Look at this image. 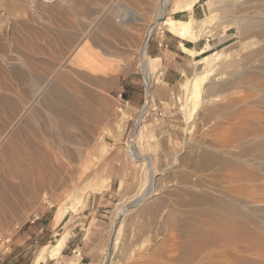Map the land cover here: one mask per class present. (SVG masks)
<instances>
[{
  "label": "bare ground",
  "instance_id": "6f19581e",
  "mask_svg": "<svg viewBox=\"0 0 264 264\" xmlns=\"http://www.w3.org/2000/svg\"><path fill=\"white\" fill-rule=\"evenodd\" d=\"M139 1L0 0V131L11 125L0 139L2 220L21 211L12 203L18 195L25 207H32L30 203L37 194L47 200L42 189L64 188L66 192L72 186L77 190L90 177L85 164L88 148L95 137L101 139V131L105 132L112 105L106 94L105 98L100 91L91 92L96 90H91L86 82L98 79L103 70L111 67L120 44L126 46V52L138 47V61L147 89L146 102L136 118L138 125L152 100L145 46L154 26L160 24L190 40L213 34L215 19L211 11L200 19L180 20L172 16L176 11L190 9L198 0H177L180 3L172 6L169 0H145L143 11L137 9V4L142 3ZM237 2L240 14L244 13L241 17L238 14L243 36L239 44L231 51L215 53V62L207 52L196 62L190 60L196 67L192 66L185 74L187 79L182 86L186 96L180 104L185 110L180 138L185 141L180 142L178 150L176 147V153L179 152V164L191 168L179 171L177 167L171 168L178 171L181 181L159 191L162 195L155 193V167L151 170V159L136 151L132 136L128 153L133 162L147 166L148 179L127 202L118 205L114 217L121 220L141 202L138 212H149L153 205L164 200L145 202L155 194L168 202L172 196L182 194L195 213L192 220L181 226L182 240L169 242L167 248L165 242L155 243L148 251L139 253L134 264H249L245 252L257 247L264 252V0ZM72 17L77 22L72 23ZM209 46L206 43L199 52L184 50L194 56ZM119 111L115 125L121 131L125 114ZM206 128L215 137L225 129L236 143L215 147L203 141L205 134L194 137L195 133L206 132L202 131ZM191 131L196 139L190 140ZM193 172L196 175L195 178L191 175V180L188 176ZM104 187L101 182L91 185L92 191ZM67 196L64 205L55 212L54 225L60 224L70 210H75L82 192ZM191 208L186 210L189 212ZM169 218L174 221V214L169 213ZM116 223L113 231L118 234L121 222ZM117 234L115 237L113 232L114 237L103 248L105 263L109 250L117 243ZM66 235L42 247L34 263L58 255ZM260 249L257 251L261 252Z\"/></svg>",
  "mask_w": 264,
  "mask_h": 264
},
{
  "label": "rangeland",
  "instance_id": "374dc122",
  "mask_svg": "<svg viewBox=\"0 0 264 264\" xmlns=\"http://www.w3.org/2000/svg\"><path fill=\"white\" fill-rule=\"evenodd\" d=\"M144 1L145 0H140L138 3L141 2L142 3L137 4V9H139L140 11L145 10L143 3H145L146 1L145 2ZM169 1H170V6H172L176 2L180 3V1L177 0H169ZM202 1H204L205 13L211 11L215 19V22L212 27L213 34L211 36H208V38L212 39L213 42H210L211 47L206 53V54H210V59H212V61L215 62L217 61L215 53H217L218 51H226V50L231 51L232 49L236 48V46L239 44V41L242 39L243 37L242 32H240L241 20L239 17H241V14L243 15L244 13L240 14L239 11L240 8H238L239 6L237 5L238 4L237 0H202ZM235 2H237V4ZM140 7L143 9H141ZM236 8H238L237 10L239 11V13H237L238 11L236 10ZM156 12L158 11L156 10L155 13ZM241 12L243 11L241 10ZM152 19L153 18L149 19L148 21L150 22L152 21ZM70 20L72 21V23L77 22V19L75 17H72ZM162 28L164 27L160 24L157 26L155 25L152 31H155L157 29L161 30ZM119 46H117L119 48L116 49L114 55L115 57L112 58V60L113 59L114 60L113 63L110 65L111 67L106 70H103L104 72L102 71L103 72L102 75L98 77L99 80L94 79L86 82V84L91 87L90 88L91 90H93L94 88H95L94 90H96L91 92L97 93V91L98 92L100 91L99 93H101V95L104 97H105L104 94H106V97L108 98L107 100H109L110 104L112 105L110 106L112 107L111 108L112 115L110 117V121L107 123V128L105 129V132L101 131L102 137L101 139L99 138L100 140H97L98 137H95L93 139L90 147L88 148L87 159H85L87 162L84 161L86 162L85 164L88 167L86 172L88 173V175L90 174V177L87 179L86 182L81 184L80 185L81 187L77 190L75 189L76 187H72V186L67 188L66 192H64V188H61L59 190L60 192L56 191L54 188H51V190L50 188H44L42 189L41 193L42 192L45 193L47 199L46 201L42 199V196L40 194H37V198H35V201L33 200V202L30 203L32 207H29L28 205L27 207L20 205L21 208L18 211L20 210L21 211L19 213L14 212L13 216L9 219L2 220L0 218V226L5 230H11L12 233L14 234L24 222L29 220V218L45 210H47V212L52 214L54 213L55 209L57 210L59 207L64 205V202L68 197L67 196L68 194L70 193L76 194L82 192L81 200L78 202L75 210L72 211L70 210L66 214L65 222L61 225L59 229L56 230V232H58L59 234L55 235V239H57L59 235L62 233H65L67 234L66 236H68V234L71 231L74 232L76 235L72 237L73 240H76V242L80 240L82 243H84V248L86 251H91L92 253H95L97 255L94 260L96 264H134L135 258H137L136 256L139 253H143L151 249L153 247V244L155 245V243L165 242L166 244L165 243L162 244L164 245V247L167 248L169 242L173 243L175 242L174 240L176 241L182 240L183 238L181 237V232H180L181 226L195 217V213L194 211H192L193 207L191 208L190 206L187 205L188 204L187 198L185 199V196H183L182 194L180 195L177 194L178 197L176 195L172 196L171 199L173 200L170 199L171 202L169 201L171 204L168 202V200H166L165 197H159L160 195L163 194V192L160 194L159 191H165L167 187L168 189L171 188L173 186V184L171 183H174V181H175L174 184H177L179 181H181L180 176L177 175L179 174L178 171L180 169L182 170L185 167L186 169L191 168L190 165L188 164L187 165L179 164L178 156H177L179 152L176 153L177 152L176 147L178 150L180 147V142L181 141L183 142L184 140L182 137H181L182 139L180 138L181 136L180 129L183 126L182 121L185 115V110L180 106V104H183L185 102V96H186L182 84L185 82L184 80L187 79L186 72L192 69L194 63L192 64L189 62V65L187 66L186 70L183 71L182 80L175 86L168 87L165 84L161 83L156 77L157 70L151 72L154 74V76H152L153 74L149 73L154 81V86L152 88L154 91L152 92L151 106L147 111V113L148 112L149 113L147 115L145 114L146 116L144 115L141 118L138 125H135L137 120L136 118H138L140 108L136 109V108H131L129 104L125 105L122 102V98L119 96L118 90H119L120 79L122 78L123 75L131 71L142 72L137 55L138 47L135 46L130 52L127 51L128 52L127 53L126 52L127 48H125L126 47L125 45L123 46V44L122 45L120 44ZM202 56L203 55L197 56L194 62L200 60ZM115 59H119V60H115ZM147 61L149 62V60ZM111 76L112 78H110ZM32 104L33 103H31V105ZM152 108L154 109L153 111L150 110ZM118 109H120L119 114L121 113L125 114L124 121L122 120L121 123L123 124V127H121L123 130L121 131H119L118 129L119 125L118 124L115 125L117 122L116 120L118 119L117 116ZM32 124L36 125V123H32ZM9 127L11 128V125H8V127L5 126V129L3 128L4 132L0 131L2 132V134L0 133L1 140L5 132L7 133L9 131L10 129ZM205 127H203V129ZM208 129L206 128L205 130H202V131H206L204 133L200 132L197 134L195 132L194 134L191 131L192 135L190 133V137H191V138L189 137L190 140L201 137V134L206 135L210 130ZM220 130L222 131V129ZM220 130H218V132ZM224 130L225 129H223V131L219 132L217 135H216L217 131L215 130L214 133L215 132L216 133L213 134L216 135V137L213 136L212 131H210L209 132L210 134L208 133L206 135L207 137H205L204 135V138L202 137V139L203 141L207 143L209 142V144H212L215 147L217 146L221 147L222 144L224 145L223 147H227L229 146L230 142L231 144H234V142L236 143L234 138L232 140V138L228 137L229 135L231 136L232 134L230 132L228 134V131L225 130L227 132L226 133ZM221 134L224 137H227L228 139L226 140V138L222 137ZM132 136H133V144L136 151L139 154L146 155L147 157H149V159H151L152 162L151 170L155 169L153 170L154 172L153 177L155 178V190H156L155 193L157 192L158 194H160L159 196L158 194L151 196L145 202L154 203L158 198H164L165 201L162 199V202L159 205H153L151 210L144 214L138 212L139 207L143 205V202H141L137 206L133 207L130 211L125 213L121 217V220H118L117 218H115L116 209L118 205L122 202L123 203L127 202L129 200V197L135 191H137L138 188H141L142 187L141 184L142 183L144 184V182H146V180L148 179V174L146 173L147 168H145L147 166L144 163H143L144 165L141 163L142 164L141 166L140 162H133L134 160L130 157L128 153ZM192 136L196 138L194 137L192 138ZM208 136L211 138L213 136L212 143H210L211 138H209ZM217 136H219V139ZM205 138L206 140H204ZM214 142H216L215 145ZM224 142L226 144H224ZM59 157L65 161V158H63L62 156ZM118 166H120L123 172L128 171L130 174V178L127 179L126 181L124 179L121 180L119 186L117 184L114 185L113 183H111V171L112 169H114V167H118ZM153 166L155 168H153ZM173 167L175 168L177 167L176 170L178 171L175 172L172 171ZM170 170L174 173V176H172L173 173ZM194 174L196 175V172L195 173L193 172V174L192 173L189 174L190 177L188 176V178L193 180V177L195 178ZM96 182L103 183L105 186L104 189L101 191H92L91 185ZM166 184L168 186H166ZM162 186H164L165 188ZM50 191H52L53 193H50ZM178 198L179 199L182 198V200H179ZM174 203L175 205H173ZM165 204L167 205L169 204L167 207L168 210H166L167 205ZM189 208L191 209L188 212L187 210ZM173 211L175 212L177 211L176 214ZM169 213L174 214L175 216L174 221L170 220ZM184 213H185L184 216L183 215L180 216V214H184ZM190 213L192 215L194 213V215L192 216ZM185 219L187 221H185ZM116 222H121V224L119 223L120 232H118V234L116 233V230L113 231L114 227H116L117 224ZM171 223L174 224L172 225ZM113 232L115 237L117 234V243L113 248H111V250H109L110 251V255L108 256L109 259L107 258L105 263L103 261L105 256L104 249L107 248L106 246L108 245V242L112 238ZM55 241L56 240H53L48 245L53 244ZM245 245L247 246L248 244L246 243ZM257 248L258 249L254 248V250L245 252V260H250L249 262L247 261L249 264H253L250 263L253 261L254 263L256 262L258 264L264 263L263 262L264 254L263 255L260 254L263 251L259 247ZM259 249L261 252H258ZM255 250L258 251L256 252ZM258 253L260 255H258Z\"/></svg>",
  "mask_w": 264,
  "mask_h": 264
},
{
  "label": "crops",
  "instance_id": "0c3cea01",
  "mask_svg": "<svg viewBox=\"0 0 264 264\" xmlns=\"http://www.w3.org/2000/svg\"><path fill=\"white\" fill-rule=\"evenodd\" d=\"M204 14V1L198 0L190 9L176 11L172 16L180 20H186L190 17L198 19ZM174 33L166 28L152 31L145 46V52L149 60L148 72L153 74L151 72L157 70L156 77L168 87L177 85L182 80L183 71L186 70L190 60H195L197 56L208 52L211 47L210 42H213L212 39L205 35L198 39L190 40ZM206 43L210 44L209 48L205 52L197 53L194 56L184 50V48H190L199 52ZM152 76L150 75V89L153 92L154 81ZM144 80L142 72L139 71L128 72L120 79L119 96L122 100L127 101L131 108L139 109L143 107L146 98ZM129 178V172H123L120 166L114 167L111 171V183L114 185L117 184L119 186L121 180L124 179L126 181ZM21 199L20 195L13 199V205H18L16 210L21 208L20 205L24 206L23 199ZM55 212L56 209L52 214L45 210L24 222L14 233L11 249L8 254L0 259V264H96L94 260L97 255L91 251H86L84 243L80 240L78 242L73 240L72 237L76 234L72 231L66 236V241L58 255L55 257L47 256L45 260L34 263V258L39 250L42 247L50 246L48 244L59 238L55 239V235L59 234L56 230L65 222L66 215L60 224L54 225ZM12 216H7L5 219H9Z\"/></svg>",
  "mask_w": 264,
  "mask_h": 264
},
{
  "label": "built area",
  "instance_id": "2783aa9c",
  "mask_svg": "<svg viewBox=\"0 0 264 264\" xmlns=\"http://www.w3.org/2000/svg\"><path fill=\"white\" fill-rule=\"evenodd\" d=\"M144 89H145V93L147 92V89H146V84H145V81H144ZM146 97H147V93H146ZM122 102L127 105L128 102L125 101V100H122ZM145 102H146V98H145ZM144 102V104H145ZM143 104V105H144ZM142 108V107H141ZM140 108V109H141ZM150 110H154L153 108L150 109ZM149 110V111H150ZM149 113V112H148ZM146 113V115L148 114ZM160 114V112H159ZM145 115V116H146ZM13 233L11 230H5L3 229L2 227H0V259L2 257H4L6 254L9 253L10 249H11V245H12V238H13Z\"/></svg>",
  "mask_w": 264,
  "mask_h": 264
}]
</instances>
